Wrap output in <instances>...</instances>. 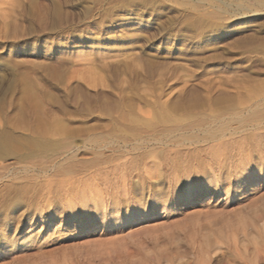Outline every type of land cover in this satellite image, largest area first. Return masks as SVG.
Instances as JSON below:
<instances>
[{
  "label": "rangeland",
  "instance_id": "obj_1",
  "mask_svg": "<svg viewBox=\"0 0 264 264\" xmlns=\"http://www.w3.org/2000/svg\"><path fill=\"white\" fill-rule=\"evenodd\" d=\"M263 97L264 4L256 0H0V130L72 140L67 158L49 161L38 175L39 182H55L57 196L48 199L45 191L33 204L15 200L0 209V264H264V142L259 150L255 143L256 134L264 137L261 122L242 129L232 122L225 130L226 138L245 139L244 160L212 172L199 168V178L193 165L186 175L195 178V192L248 180V194L226 206L219 193L203 201L222 202L217 207L202 210L198 200L182 207L177 199L189 190L184 165L155 169L151 158L135 167L146 164L149 175L162 176L129 197L108 198L112 213L103 221L79 205L94 183L105 188L89 179L92 157L82 144L89 130L124 114L150 120L163 106L184 119ZM203 130L169 134L149 149L195 150L208 163L205 147L212 143ZM110 151L102 150L117 157ZM69 163L87 167L76 175L53 172ZM127 212L140 222L105 223ZM237 216L246 226L238 244H215L217 231L235 228Z\"/></svg>",
  "mask_w": 264,
  "mask_h": 264
},
{
  "label": "bare ground",
  "instance_id": "obj_2",
  "mask_svg": "<svg viewBox=\"0 0 264 264\" xmlns=\"http://www.w3.org/2000/svg\"><path fill=\"white\" fill-rule=\"evenodd\" d=\"M256 1L260 5L264 4V0ZM256 101V103L247 106L228 108L221 113L208 109L199 114H189L186 118L184 117V119L174 118L172 116L173 114L171 115L166 107L163 106V108H161L164 111L163 114L158 116L153 115V118L150 117V120H137L129 114H124L120 119L107 123V125L103 126L100 130L94 128L89 130L82 141V144L87 146L90 150L92 157L89 163L86 162V165L89 167L88 171H91L89 172V179L92 181H101L105 188H100L96 183L93 184V187L90 188V190H93V193H90L91 196L83 197L80 201L79 205L82 212L85 214L88 213L87 216L89 217L100 214L103 221V219H106L110 213H112V210L108 208V198H117L119 196L129 197L132 194L131 191L142 189L141 186H143L148 179L160 178L162 176L161 173L149 175L150 168L147 167L146 164L141 168H136V161L139 158L145 160L151 158L155 169L159 168L160 165H184V176L188 175L191 167L195 165L197 167L193 170H195L194 173H196L195 177L198 178L199 168H209L212 172L222 169L228 161H235L233 160L234 158H236V161L244 160L246 150L244 151L240 142H242V140L245 141V139L226 138L225 130L232 122H236L238 126L241 127L240 129L247 126H254V124L258 122L264 123V97ZM52 124L53 123H49L51 128L53 126ZM45 126L46 125H44V127ZM194 128H206L205 131L203 130L204 135L202 138L206 142L209 141L212 143L205 147V152L208 156V163L205 162L206 165L204 164V160L200 156L198 158V154L196 155L194 153L195 150H186L183 152L182 150H162L156 153L155 149H149V147L161 143L162 139L170 136L169 134L178 132L181 134L188 133ZM45 132L46 131L42 130L40 133L36 132L33 135H24L15 133L9 128L0 130V162L3 163L13 160V164H15H0V209H7L11 205H15L13 203L18 200L19 203L33 204L36 198L43 195L45 191L47 192L48 196L46 198L48 199L57 196L55 195L57 194L55 193L56 190L52 188V184L55 182H39L38 175L47 173L45 169L48 168L44 165L48 164L49 161L55 162L62 156L67 158V146L72 144V140L64 136L48 135ZM256 140L258 142H256ZM262 142H264V137L256 134V150L262 147ZM233 145L237 147V150L232 149ZM109 147L111 149V154L116 153L117 157L104 156L102 150ZM72 159L74 158L68 159L67 161L72 162L70 161ZM72 163L65 164L62 167H54L53 172L62 175H74L87 167H78L75 165L76 163ZM133 167H135L136 170H134ZM131 170L136 171L135 175ZM57 174L54 176H57ZM177 179V177L170 179V176L169 178L168 176L165 178L168 182H176ZM185 179L187 180V188L189 190L185 191V196L177 199V202L181 203L183 201L182 207L192 205L196 200L200 203L199 206L202 210L206 208L208 210L209 207H217L221 205L222 202L217 201L212 206L211 204L203 203V201H205L208 194L212 197L219 193L224 195V201L226 202L222 204L226 206L236 197L246 196L249 191L246 187L248 180L244 182L239 179L241 182L237 181L232 187L228 184L226 185L227 187L222 186L221 188L219 184L215 182L211 191L212 193L206 188L205 190L197 188L199 191L195 192L193 188L195 178L186 176ZM160 183H162V181ZM174 184L177 185V183ZM256 187L258 188V185L254 184L251 191H254L253 189ZM197 195H199L198 198L196 197ZM68 209L74 212L76 208L73 205H69ZM75 214L74 212L73 215ZM143 215L147 216L146 213H143ZM113 217L109 218L105 223L114 227H123V225L129 223L136 225L141 219L139 215L136 214L135 216H131L128 212L125 215L118 214L115 218ZM244 219L245 218L242 216H237L234 220L237 221L238 229L237 226L234 228V225L227 226L224 229L220 228L214 239L215 244H238L236 241L238 239L237 235L245 232L244 227L246 226H244ZM230 221V219L227 220V223ZM207 238L208 237L205 238V244L208 245L209 239Z\"/></svg>",
  "mask_w": 264,
  "mask_h": 264
}]
</instances>
